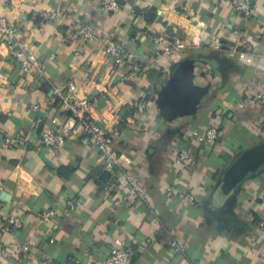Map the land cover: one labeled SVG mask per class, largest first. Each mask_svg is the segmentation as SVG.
Masks as SVG:
<instances>
[{"label": "crops", "instance_id": "0c3cea01", "mask_svg": "<svg viewBox=\"0 0 264 264\" xmlns=\"http://www.w3.org/2000/svg\"><path fill=\"white\" fill-rule=\"evenodd\" d=\"M253 1L246 21L232 0H123L118 13L96 0H0V13L45 70L24 75L15 54L0 46V264H106L116 239L130 250L132 264H264V233L257 227L264 216V166L231 190L224 186L240 154L264 142V110L256 98L264 91V0ZM58 10L67 16L42 17ZM84 22L98 27L101 39L75 42ZM155 35L184 40L189 48L158 60ZM244 40L256 54L246 61L233 53ZM109 41L137 53L149 69L126 80L127 71L101 53ZM187 58L211 64L212 84L197 105L164 109L161 95ZM70 84L91 99L104 127L120 120L114 148L131 158L147 201L114 184L60 99L50 106L54 89L66 94ZM140 100L149 105L143 115L132 106ZM50 111L63 118L61 127L77 131L59 153L40 141L43 130L55 127ZM212 124L221 128L216 147L191 142L193 131ZM8 138L18 143L8 145ZM180 146L191 154L184 172L172 167ZM186 191L197 194L195 205L180 200ZM46 212L52 217L41 222ZM12 217L22 220L21 228ZM174 241L184 252L172 248Z\"/></svg>", "mask_w": 264, "mask_h": 264}, {"label": "built area", "instance_id": "2783aa9c", "mask_svg": "<svg viewBox=\"0 0 264 264\" xmlns=\"http://www.w3.org/2000/svg\"><path fill=\"white\" fill-rule=\"evenodd\" d=\"M98 5L109 13H118L122 10L123 0H96ZM232 5L235 11L244 17L246 21L252 19L254 14L253 0H232ZM133 12V9L131 10ZM67 16L61 11H46L43 12L42 17L46 21H59ZM102 33L98 27L92 23H82L76 33L74 34L75 42L84 40L86 42H93L101 39ZM153 48L155 49V58L160 60L162 57H169L175 54L182 53L189 48V43L186 41L176 40L172 41L167 36L155 35L152 37ZM6 46L16 58L19 60V66L24 75L44 76L45 70L43 64L32 54H30L23 42L19 40L13 30L8 17L0 13V46ZM191 45L198 46V42L191 40ZM240 50L234 49L233 53L237 55L240 60L246 61L249 56H255V49L253 45L247 41L239 43ZM215 50H220V45H213ZM102 55L109 59L113 65L120 66L127 71L125 79H131L139 76L141 73L147 71L151 63L143 61L137 53L131 51L128 47L120 42L109 41L101 49ZM264 60V55L261 57ZM154 63V61H153ZM76 85L70 84L68 93H63L60 89H54L53 93L57 96L51 102L53 107L57 99L61 100V110L63 112H71L76 118L77 123L81 126V131L86 137L87 143L95 147L99 151V160L105 171L109 172L114 178V184L120 189L129 192L138 197L140 200L147 201L148 196L144 190L142 183L132 173L130 164L131 158L126 153H119L115 150L114 144L122 135L121 122L119 119H114L112 127H104L98 119L94 117L91 99L89 97H79L76 94ZM258 105L264 110V91H260L256 95ZM132 106L136 109L139 115H143L149 108L148 102L140 100ZM243 108V104L239 105ZM38 105L33 106V110H38ZM60 114L50 111L53 125L43 130L40 134V141L43 147L52 150L54 153H59L66 146L67 140L71 135L77 134L74 127H61L59 117ZM192 143L200 144L206 147H216L221 137V128L218 125H210L202 132H192ZM18 143L16 139H6V144L14 146ZM190 150L186 147H178L176 155L172 162V167L177 171L184 172L190 161ZM199 190L202 187L197 186ZM172 190V189H170ZM174 192L177 193L175 190ZM180 200L187 205H195L198 202V196L195 192L186 191L179 194ZM71 208H75L77 203L71 201L68 203ZM52 217V212H46L41 217V222H47ZM10 223L15 228L22 227V220L18 217L9 219ZM257 227L264 233V216L257 220ZM172 248L177 252H184V247L178 242L174 241L171 244ZM29 245L23 246V250L28 251ZM106 264H132V254L125 246L124 241L116 239L114 246L110 249L109 257Z\"/></svg>", "mask_w": 264, "mask_h": 264}, {"label": "water", "instance_id": "95a60500", "mask_svg": "<svg viewBox=\"0 0 264 264\" xmlns=\"http://www.w3.org/2000/svg\"><path fill=\"white\" fill-rule=\"evenodd\" d=\"M175 68L171 81L161 95L163 108L197 105L212 84L214 75L211 64L207 60L187 58L178 63ZM181 87H185V91L180 93ZM263 166L264 142L240 154L226 175L225 189L231 190L247 177L258 173Z\"/></svg>", "mask_w": 264, "mask_h": 264}, {"label": "trees", "instance_id": "16d2710c", "mask_svg": "<svg viewBox=\"0 0 264 264\" xmlns=\"http://www.w3.org/2000/svg\"><path fill=\"white\" fill-rule=\"evenodd\" d=\"M253 3H254V1H253ZM57 104H58V100L56 101L55 105H57Z\"/></svg>", "mask_w": 264, "mask_h": 264}]
</instances>
